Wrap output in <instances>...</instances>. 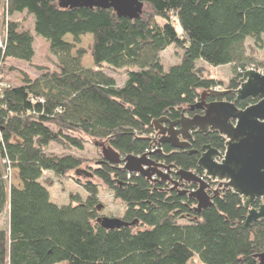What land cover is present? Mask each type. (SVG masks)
Wrapping results in <instances>:
<instances>
[{
	"label": "trees",
	"instance_id": "1",
	"mask_svg": "<svg viewBox=\"0 0 264 264\" xmlns=\"http://www.w3.org/2000/svg\"><path fill=\"white\" fill-rule=\"evenodd\" d=\"M141 1L150 13L130 20L112 10L60 9L57 0H0V19L31 17L34 36L57 59L56 72L38 68L34 80L18 72L21 85L11 87L6 73L14 69L7 62L29 64L34 37L22 22L6 21L0 47V217L7 214L8 226L0 224V264H259L264 219L246 227L248 210L230 189L210 193L211 206L197 213L196 202L172 190L169 181L129 174L101 158L92 176L124 206L123 225L107 229L99 222L98 185L71 178L85 199L73 196L59 206L42 182L52 144L83 151L90 141L105 143L120 158L156 149L155 162L201 178V148L224 152L225 139L217 133H193L188 150L159 146L153 122L199 114L190 108L201 93L223 85L199 61L232 71L224 89L230 93L207 102L232 103L242 73L264 70V61L255 59L264 46V0ZM200 17L223 32L203 29L195 23ZM85 35L92 37L91 67L82 65L85 52L75 50ZM171 47L181 51L180 63L165 71L160 54ZM121 69L125 81L118 86L107 72ZM253 104L247 99L235 106ZM13 171L18 186L11 183Z\"/></svg>",
	"mask_w": 264,
	"mask_h": 264
},
{
	"label": "water",
	"instance_id": "2",
	"mask_svg": "<svg viewBox=\"0 0 264 264\" xmlns=\"http://www.w3.org/2000/svg\"><path fill=\"white\" fill-rule=\"evenodd\" d=\"M60 9L96 8L112 10L118 17L130 20L138 19L144 4L141 0H57ZM229 91H205L190 111H199L193 117L182 114L176 121L159 119L153 122L157 132V144L169 145L174 150H188L193 133H217L225 139L224 152L210 145L201 148L197 168L203 171V178L192 172L173 171L151 159L154 152L140 157L127 156L123 159L111 148H103L102 158L113 165H122L129 174H137L148 180H167L172 190L188 196L196 202L195 211L200 213L211 206V194L232 190L242 198L244 208L248 210L245 226L264 219V205L252 206L264 200V74L255 70H246L239 80V87L233 91L232 103L225 101L207 102L208 97L218 98ZM250 99L253 105L238 109L235 104ZM195 154V151H190ZM165 171V172H163ZM171 174L177 181L171 179ZM76 175L92 178V174L77 171ZM217 183L212 190L211 184ZM184 184L194 185L195 191L182 189ZM101 206H98L100 210ZM107 229L120 227L119 219L103 218L99 220ZM259 264H264V254L255 256Z\"/></svg>",
	"mask_w": 264,
	"mask_h": 264
},
{
	"label": "rangeland",
	"instance_id": "3",
	"mask_svg": "<svg viewBox=\"0 0 264 264\" xmlns=\"http://www.w3.org/2000/svg\"><path fill=\"white\" fill-rule=\"evenodd\" d=\"M143 13H150V7L148 5L143 6ZM185 20H188L186 18ZM6 21L13 22H22L25 30L29 31L34 37V58L32 61L27 63L8 61L7 66L13 68L12 71H7L6 73V82L11 87H18L21 84V77L18 72H22L26 74L31 80L36 79L41 73L38 71V68L46 69V72L53 73L57 71V59L49 53L48 44L39 37L34 36L33 33V23L31 17H27L25 15H14L11 18H1L0 19V47L1 42L4 37L5 29H6ZM160 23H163L162 20H159ZM195 23L202 26L203 29H212L216 32H223L222 29L217 27L214 23H208L202 17L197 18ZM173 25L175 26L178 32H181V26L178 20H173ZM211 31V30H209ZM211 33V32H210ZM66 41L71 42V38L66 37ZM92 44V37L90 35H85L81 38L80 44L76 46V49H82L85 52V55L82 59L83 67H91L92 62L90 58V48ZM214 51V45L208 48V52ZM75 51H73L74 54ZM181 51H177L174 48H169L163 53L160 54L161 63L165 71H168L172 66L178 65L180 63ZM255 59L257 62L264 61V46L263 49L258 50L255 55ZM198 66H201L205 69V73L207 76L222 82L221 87H216L215 89L219 91H224L226 88L227 82L232 77L231 68L228 66H216L212 67L206 64L203 61L198 62ZM261 70L263 69L260 67ZM109 75H111L118 86H121L125 81V69H121L115 72L108 71ZM107 144L100 143L98 146L94 144L93 141H90L85 147L83 151H77L74 149L64 150L59 146L54 144L50 145L47 151V155L51 157L52 161L50 162V166L46 169L43 174L42 182L48 188L51 201L56 203L57 205H67L71 203V197L80 198L82 200L85 199V192L83 189L74 183L71 178L78 179L80 182H85L86 180H90L92 183L98 185L99 187V206H101L99 210V215L104 218H113L120 219L123 215L124 206L123 204L115 200L110 192L102 186L100 181L93 177L88 178L84 175H76L77 171L86 172L92 174L91 170L97 168L98 162L101 160V153L103 148H106ZM151 152V151H149ZM148 151L146 153H149ZM123 159V158H121ZM153 160V159H152ZM157 163V162H156ZM162 164V163H158ZM164 165V164H162ZM165 166V165H164ZM68 171L66 177L63 176V172ZM174 171V170H173ZM165 172V171H163ZM175 172V171H174ZM175 177V176H174ZM171 179L177 181V178L173 179L171 174ZM11 183L15 186L19 185V182L16 178V172L13 171L11 173ZM217 187L212 188L215 190ZM183 189V188H182ZM188 191V190H187ZM195 191V190H194ZM264 205V204H260ZM0 224L3 228L7 229L8 221L7 214L4 213L0 217Z\"/></svg>",
	"mask_w": 264,
	"mask_h": 264
},
{
	"label": "built area",
	"instance_id": "4",
	"mask_svg": "<svg viewBox=\"0 0 264 264\" xmlns=\"http://www.w3.org/2000/svg\"><path fill=\"white\" fill-rule=\"evenodd\" d=\"M248 70H255L261 74H264V70H257V69H254V68H249ZM214 90V89H213ZM215 91H219L217 89H215ZM156 139L158 138L157 136L155 137ZM156 150V149H155ZM155 150H151V152H154ZM195 189H192V190H189L190 192H193Z\"/></svg>",
	"mask_w": 264,
	"mask_h": 264
},
{
	"label": "flooded vegetation",
	"instance_id": "5",
	"mask_svg": "<svg viewBox=\"0 0 264 264\" xmlns=\"http://www.w3.org/2000/svg\"><path fill=\"white\" fill-rule=\"evenodd\" d=\"M261 204H264V200L259 201Z\"/></svg>",
	"mask_w": 264,
	"mask_h": 264
},
{
	"label": "crops",
	"instance_id": "6",
	"mask_svg": "<svg viewBox=\"0 0 264 264\" xmlns=\"http://www.w3.org/2000/svg\"><path fill=\"white\" fill-rule=\"evenodd\" d=\"M33 23V22H32ZM229 67V66H228Z\"/></svg>",
	"mask_w": 264,
	"mask_h": 264
}]
</instances>
